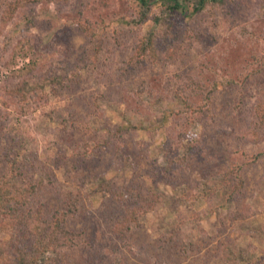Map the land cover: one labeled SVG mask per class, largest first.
I'll return each mask as SVG.
<instances>
[{"label": "rangeland", "instance_id": "1", "mask_svg": "<svg viewBox=\"0 0 264 264\" xmlns=\"http://www.w3.org/2000/svg\"><path fill=\"white\" fill-rule=\"evenodd\" d=\"M180 3L42 0L0 16V179L15 160L38 184L28 210L71 209L84 243L61 251L69 264H264V0ZM118 192L157 196L123 237Z\"/></svg>", "mask_w": 264, "mask_h": 264}, {"label": "trees", "instance_id": "2", "mask_svg": "<svg viewBox=\"0 0 264 264\" xmlns=\"http://www.w3.org/2000/svg\"><path fill=\"white\" fill-rule=\"evenodd\" d=\"M42 0H12L0 10L1 22L7 23L17 11L29 4H37ZM154 0H137L138 4L147 9ZM181 0H160L169 12L182 10ZM185 1V0H184ZM192 5V11L201 9V6L207 0H186ZM221 2L222 0H214ZM146 13L141 11L140 18L144 19ZM79 19V29L95 38V32L88 24ZM155 24L161 23L160 16H155ZM155 34L151 33L142 39L138 49L144 54L145 50L152 51L155 45ZM93 56L97 57L100 52L98 43L95 44ZM60 82V79H56ZM63 83V81H61ZM195 112H199L194 110ZM192 119H195L192 117ZM189 127V126H188ZM189 132V129H188ZM237 173V174H236ZM20 166L15 160H11L8 165V172L0 179V264L9 257V248L13 251L17 260L15 264H69L60 258L63 249H70L84 243V238L80 231L71 230L66 225V218L71 209L66 208L56 211L50 218L43 213L41 207L30 208L31 199L37 188V181L34 178L23 179ZM225 177V188L232 194L241 192L243 178L238 175L237 170L230 168L223 175ZM193 192V191H192ZM191 192V193H192ZM197 195H203L202 192H196ZM70 193H68L69 196ZM118 192V202L121 208L125 209L118 218L116 224L112 226V231L123 237L132 224H139V217L149 212L157 202V196L147 194L143 201H137L132 205H125V201ZM126 206V208H124ZM8 235L13 239L11 242L3 240V236Z\"/></svg>", "mask_w": 264, "mask_h": 264}]
</instances>
